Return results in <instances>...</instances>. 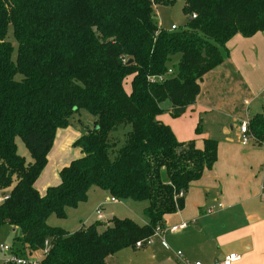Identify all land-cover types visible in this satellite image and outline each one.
<instances>
[{
	"label": "trees",
	"instance_id": "obj_1",
	"mask_svg": "<svg viewBox=\"0 0 264 264\" xmlns=\"http://www.w3.org/2000/svg\"><path fill=\"white\" fill-rule=\"evenodd\" d=\"M176 1L0 0V228L11 229L18 254H36L47 241L40 264H105L162 231L165 216L183 209L189 185L215 164L217 141L204 139L202 149L180 143L157 117L164 102L174 119L195 104L202 78L223 63L231 38L264 31V0H182L185 23L164 30L153 7ZM80 111L95 118L73 144L81 157L41 196L34 185L56 132ZM247 123L264 144V112ZM123 128L129 131L118 147L114 135ZM17 139L30 163L18 154ZM92 188L118 202H148L146 224L111 218L73 233L47 224L86 202Z\"/></svg>",
	"mask_w": 264,
	"mask_h": 264
},
{
	"label": "crops",
	"instance_id": "obj_2",
	"mask_svg": "<svg viewBox=\"0 0 264 264\" xmlns=\"http://www.w3.org/2000/svg\"><path fill=\"white\" fill-rule=\"evenodd\" d=\"M225 48L223 63L202 78L195 104L179 118L171 117L170 107L157 117L180 143L194 141L202 149L204 139L217 141L215 164L189 185L183 209L165 216L161 237L138 250H121L105 264H180L177 252L189 263H220L235 254L240 260L233 264H264V149L254 140L241 145L239 134L242 123L264 112V31L250 38L236 35ZM63 130L56 132L47 166L35 182L41 196L59 184L63 168L81 157L73 148L80 133ZM21 157L32 161L30 155ZM96 194L113 203L107 193ZM3 200L0 192V204ZM210 208L213 212L206 214ZM183 224L185 229L174 231Z\"/></svg>",
	"mask_w": 264,
	"mask_h": 264
},
{
	"label": "rangeland",
	"instance_id": "obj_3",
	"mask_svg": "<svg viewBox=\"0 0 264 264\" xmlns=\"http://www.w3.org/2000/svg\"><path fill=\"white\" fill-rule=\"evenodd\" d=\"M153 15L154 20L156 21L158 26L167 31H170L172 25L179 27L186 21V17L183 13L182 0H177L174 4L169 6H154ZM7 40L12 44V57L14 60L17 54V43L13 37L11 29H9L8 31ZM176 60L177 59L175 58V61ZM16 79L20 80L21 76L18 75ZM124 89L126 92H129V79L124 83ZM161 107L164 110L165 108L170 107V103L164 102L163 104H161ZM94 120L95 118L86 111H80L79 113L75 114L74 117L70 120V125L66 129L67 131L73 132L74 134H77L79 132L82 135L86 131V129L93 128ZM62 130L63 129L58 130L59 134L64 132V130ZM127 131H129V128H123L115 133L114 136L118 139V147L122 145L124 134ZM16 144L18 145V154L21 156L26 155L27 157H29L26 148L19 139L16 140ZM99 191L101 190L98 188L90 189L86 202L78 205L77 208L73 209V211L69 212L68 214L66 213V217L64 219H57L53 215L50 216L47 220V224L50 227L61 228L67 232L73 233L79 230L81 227H86L93 224L99 217H97L95 212L97 209H100V219L102 218V222H107L108 219L110 220L111 218H116L119 220L129 219L140 226L143 225L142 222L146 220L144 216V209L148 206V202L122 201L110 203L109 199L105 201L103 200L104 196L96 194L97 192L99 193ZM10 231L11 229L7 226L0 228V244L11 245L13 243V238L15 236Z\"/></svg>",
	"mask_w": 264,
	"mask_h": 264
},
{
	"label": "built area",
	"instance_id": "obj_4",
	"mask_svg": "<svg viewBox=\"0 0 264 264\" xmlns=\"http://www.w3.org/2000/svg\"><path fill=\"white\" fill-rule=\"evenodd\" d=\"M192 18L194 19L195 16H192ZM177 29H178L177 26L172 25L170 28V31H176ZM170 73H171V71L169 70L167 72V74H170ZM262 98L264 99V91L262 93ZM239 134H240V143L243 146L247 145L250 140H253V137L251 136V134L248 131V123L247 122L242 123L240 125ZM263 149H264V144H263ZM179 196L181 197L182 194H180ZM111 202L115 203L117 201L112 198ZM219 207H220V205H218V208ZM212 212H213V209L210 208L206 211V214H211ZM100 214H101L100 209H97L96 215L100 216ZM186 227H187V225L183 224V225H180L179 227L175 228L174 231L185 229ZM161 234H162V231L157 229L154 237H161ZM152 239L147 240L146 242L136 243L134 246V249L138 250V249H141L145 246H149L151 244ZM162 245L164 247H166V245L163 241H162ZM49 250H50V245L47 241L44 243L43 248L38 253L32 254V255L18 254L16 252L17 250L12 245L0 244L1 264H40L42 259H44L47 256ZM176 257L179 260L180 264H201L200 262L189 263L188 261L183 259V255L181 252H177ZM239 260H240V257L238 255L230 254V255L225 256L224 259L222 260V262H220V263L215 262L213 264H233L235 262H238Z\"/></svg>",
	"mask_w": 264,
	"mask_h": 264
},
{
	"label": "water",
	"instance_id": "obj_5",
	"mask_svg": "<svg viewBox=\"0 0 264 264\" xmlns=\"http://www.w3.org/2000/svg\"><path fill=\"white\" fill-rule=\"evenodd\" d=\"M178 1H180V0H178ZM130 63H131V61L128 62V64H130Z\"/></svg>",
	"mask_w": 264,
	"mask_h": 264
}]
</instances>
